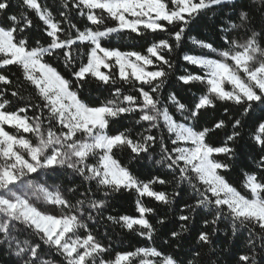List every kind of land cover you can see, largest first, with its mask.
Listing matches in <instances>:
<instances>
[{
	"label": "snow or ice",
	"instance_id": "obj_1",
	"mask_svg": "<svg viewBox=\"0 0 264 264\" xmlns=\"http://www.w3.org/2000/svg\"><path fill=\"white\" fill-rule=\"evenodd\" d=\"M22 3L25 11L9 13L11 0H0V69L21 73L14 81L0 71V250L14 258L10 264H207L204 248L223 221L233 237L248 232L236 264H258L264 0H60L55 13L46 0ZM29 13L42 23L46 43L31 42ZM75 16L87 25L79 27ZM204 17L216 21V39L188 35ZM124 33L145 43L111 46ZM186 39L203 50L179 57L199 69L176 76L191 92L187 103L174 91L163 96ZM93 83L107 95L90 102L84 91ZM208 110L218 112L211 126L201 123ZM157 151L155 172L130 166L153 161ZM237 168L243 191L228 178ZM168 185L172 192L162 190ZM185 185L192 203L179 208L182 223L170 240L182 241L201 211L211 217L203 219L211 232L201 230L187 252L169 239L156 243L157 225L166 224ZM124 192L135 194L134 212L105 217L109 200ZM105 220L151 243L117 250L107 231L103 239L94 231Z\"/></svg>",
	"mask_w": 264,
	"mask_h": 264
},
{
	"label": "trees",
	"instance_id": "obj_2",
	"mask_svg": "<svg viewBox=\"0 0 264 264\" xmlns=\"http://www.w3.org/2000/svg\"><path fill=\"white\" fill-rule=\"evenodd\" d=\"M46 2L53 8L54 13L57 11L59 7L60 0H46ZM21 11H25L22 0H11V7L9 8V13H20ZM34 20L35 27L31 29L28 33L30 36L31 42L34 43L36 40H40L41 43H46L48 38L43 34L42 30V23L35 17L33 13H29ZM74 23L81 28L87 25V21L75 16ZM111 25V21H108ZM216 23L214 19H209L208 17L198 18L196 22L193 23L191 26V30L188 32L189 36H196L198 39H216V36L213 32V26ZM151 40V37L148 38ZM111 46H119L122 50H129L132 49L134 46L144 44L145 41L137 37L134 33L128 34L124 33L120 36H113L111 40ZM136 50H141L138 47ZM203 50L193 46L187 39L184 42V45L181 50H179L175 55L174 59L176 61V68L173 70V73L170 75L168 83L165 85L163 90V96L167 97L169 92H176L178 96L182 99V102L187 103L191 99V92L188 90L187 86L182 85L180 82L176 80V76L183 74L184 70L187 68L190 72L199 71L195 66L188 65L183 60L179 59L180 56L183 55L184 52H191L193 54H200ZM51 63L54 64L62 73L67 75L66 70L63 68V65L56 61L55 59L50 60ZM0 71H5L8 74H14L12 79L15 81L17 77L21 76L20 69L15 66H10L8 69H0ZM27 87V86H26ZM202 86L197 85L191 89V91L198 92ZM27 91H32L31 88H27ZM107 92L104 90L103 86H97L95 83L90 84L84 91V96L90 102H95L99 98H103L106 96ZM179 117V114H176ZM218 112H213L212 110H208L202 116L201 123L207 124L211 126L212 121L216 118ZM135 119V117H128L126 118L123 123L127 126H132L131 122ZM120 127V125H113V129ZM136 131H139V127H136ZM223 136V132L219 133V137ZM218 137L217 135L212 136V140H216ZM247 151V147L244 149ZM117 156H120V153H117ZM159 159L158 151L157 153L153 154V161H148L147 159L142 160L140 162H133L130 166L133 170L137 173H143L147 175L149 171L155 172L156 166L154 165V160ZM127 163L128 161L125 159L123 161ZM170 178V177H169ZM238 188L242 191V180L243 177L240 173L239 168L235 169L232 173L229 174L228 177ZM79 182V181H77ZM168 192L173 191V186L168 185L164 189ZM191 189L184 186V191L181 197L177 198V203L172 206L173 211L167 212L168 220L165 225H157L158 235L156 237V243L162 244L165 239H169L170 243L173 246L176 243H182L184 247V251L187 252L188 248L195 244L196 237L201 230H207L211 232V226L207 229H204L203 219L211 217L201 211L197 216L196 219L189 224V231L184 233V238L182 241H171L170 240V231L171 230H179L180 223L177 219L178 215L180 214L179 208L183 206L184 203H192V199L190 196ZM99 195V193L97 194ZM134 200L135 194L129 193H116L114 196L109 200V206L104 212V216L107 215H121L125 213H133L134 212ZM145 203L149 204L150 206H155L158 208H163L165 211L167 210L168 206L164 205H157L156 202L152 201L151 199H146ZM155 224V217H153V221ZM94 231L98 233V238L103 239L105 231H107L108 235L112 237V242L117 250L121 249H130L137 246H144L145 244H150L151 242L145 241L140 237L135 236L134 234L128 233L126 230L121 229L119 226L112 225L108 221H103L100 224L93 226ZM219 231L212 237V245L206 246L204 248V252L206 254V261L207 264H236V260L238 256L247 251L246 240L248 237L247 230H241L236 237H233L231 234V228L229 226L228 221H223L218 225ZM122 241V243H121ZM107 242V241H105ZM167 247V246H165ZM214 249V251H213ZM14 259L9 257L6 252L0 250V264H10V261ZM258 264H264V256L257 255Z\"/></svg>",
	"mask_w": 264,
	"mask_h": 264
}]
</instances>
